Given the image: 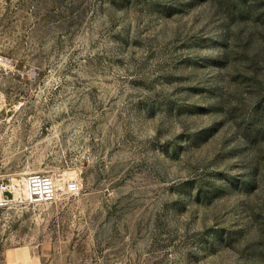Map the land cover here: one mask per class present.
Returning <instances> with one entry per match:
<instances>
[{
	"label": "rangeland",
	"instance_id": "1",
	"mask_svg": "<svg viewBox=\"0 0 264 264\" xmlns=\"http://www.w3.org/2000/svg\"><path fill=\"white\" fill-rule=\"evenodd\" d=\"M0 57V182L58 186L0 264H264V0H0Z\"/></svg>",
	"mask_w": 264,
	"mask_h": 264
},
{
	"label": "built area",
	"instance_id": "2",
	"mask_svg": "<svg viewBox=\"0 0 264 264\" xmlns=\"http://www.w3.org/2000/svg\"><path fill=\"white\" fill-rule=\"evenodd\" d=\"M0 60L3 59L0 57ZM78 187L76 180H67L63 184V192L71 194L76 192ZM0 194V208L7 206L11 201L41 205L51 203L57 198L58 186L50 176L30 174L20 180L0 182ZM8 195L11 199L7 198Z\"/></svg>",
	"mask_w": 264,
	"mask_h": 264
},
{
	"label": "bare ground",
	"instance_id": "3",
	"mask_svg": "<svg viewBox=\"0 0 264 264\" xmlns=\"http://www.w3.org/2000/svg\"><path fill=\"white\" fill-rule=\"evenodd\" d=\"M1 195V194H0Z\"/></svg>",
	"mask_w": 264,
	"mask_h": 264
}]
</instances>
